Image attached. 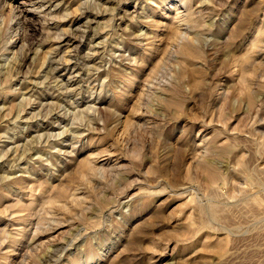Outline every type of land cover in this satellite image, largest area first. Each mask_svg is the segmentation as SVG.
I'll list each match as a JSON object with an SVG mask.
<instances>
[{
	"label": "rangeland",
	"instance_id": "1",
	"mask_svg": "<svg viewBox=\"0 0 264 264\" xmlns=\"http://www.w3.org/2000/svg\"><path fill=\"white\" fill-rule=\"evenodd\" d=\"M0 165V264H264V0H0Z\"/></svg>",
	"mask_w": 264,
	"mask_h": 264
},
{
	"label": "bare ground",
	"instance_id": "2",
	"mask_svg": "<svg viewBox=\"0 0 264 264\" xmlns=\"http://www.w3.org/2000/svg\"><path fill=\"white\" fill-rule=\"evenodd\" d=\"M173 8V7H172ZM167 13V12H166ZM168 14V13H167ZM176 18H178L177 17V13H176V16H175ZM256 34V33H255ZM67 43V42H66ZM184 50H187V49H184ZM189 51V50H188ZM190 52V51H189ZM192 52V51H191ZM191 55L193 54V53H190ZM187 56H189V53H188V55ZM190 57V56H189ZM191 58H192V56H191ZM190 59H188V61H189ZM240 61V60H239ZM238 62V61H237ZM240 63V62H239ZM188 66V65H187ZM193 66V65H192ZM189 67V66H188ZM187 67V68H188ZM190 68V67H189ZM190 71V70H189ZM193 73V72H192ZM194 74V73H193ZM192 74V75H193ZM200 75V74H199ZM242 76V75H241ZM195 77V76H194ZM193 78V77H192ZM193 81H194V78H193ZM197 82V81H196ZM193 84V83H192ZM197 84H198V82H197ZM195 86V85H194ZM193 86V87H194ZM27 92V91H26ZM36 96V95H35ZM22 97V96H21ZM17 161V160H16ZM1 166V165H0ZM85 169V168H84ZM204 170H207L208 171V169L206 168V169H204ZM206 172V171H205ZM209 172H212V171H209ZM209 175L211 174V173H208ZM211 175H214V176H216L215 174H213V172H212V174ZM187 232V231H186ZM212 246V245H211ZM62 251H64V250H62ZM17 253V252H16ZM59 257V256H58Z\"/></svg>",
	"mask_w": 264,
	"mask_h": 264
}]
</instances>
